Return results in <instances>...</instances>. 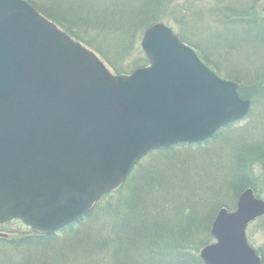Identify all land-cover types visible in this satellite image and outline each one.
Wrapping results in <instances>:
<instances>
[{"label":"water","instance_id":"95a60500","mask_svg":"<svg viewBox=\"0 0 264 264\" xmlns=\"http://www.w3.org/2000/svg\"><path fill=\"white\" fill-rule=\"evenodd\" d=\"M148 59L111 75L26 0H0V223L53 234L85 216L149 151L196 144L248 114L221 78L170 27L145 29ZM264 216L251 188L218 210L203 264H260L245 229Z\"/></svg>","mask_w":264,"mask_h":264},{"label":"trees","instance_id":"16d2710c","mask_svg":"<svg viewBox=\"0 0 264 264\" xmlns=\"http://www.w3.org/2000/svg\"><path fill=\"white\" fill-rule=\"evenodd\" d=\"M27 1H29V3H31L44 17L58 25L68 35L86 46H89V44L84 41L83 36H85V29L88 31L95 26V30H93L95 33L104 34L105 37L109 38L110 36H118L119 38L117 37V39L122 41V37L127 35L133 36L132 33L137 27V24H139V27L144 31L150 25L162 22L165 18L160 12V10L164 8V6L160 8L161 0H110L113 2L112 6H109L110 3L107 2L103 6L102 3V10L105 11H99L102 12V15L99 18L97 17L98 21L90 17L78 15H72L71 18H67L66 16L62 17L59 12L57 18L48 17L44 12L45 10L48 11V8L46 9V3H43V0H41L39 4L33 0ZM127 1L130 2L128 3ZM151 1L152 4L148 5ZM153 1H155V3H153ZM256 1L257 0H227L225 11L227 10L228 14L235 15L234 19L237 21H232V23L235 24L232 26H236L240 28V30L238 32L229 31L224 35L216 32L213 33V38H215L214 42H216V44L224 43L228 40L229 45H237L240 48H244V50L238 51L239 55H234L235 59H233V61L226 62L227 65L224 68V72L230 80L237 83V92L239 96L243 99H249L253 105L257 101L254 98H258L260 93L264 92V19L260 20L256 17V13L258 12V6H255ZM144 4L148 6L142 9L139 8L140 5ZM95 6L98 7L96 3ZM260 9L264 11V6L260 7ZM50 10L51 13L56 12L52 8H49V12ZM68 14L67 16H69ZM69 19L73 20H70V22ZM99 30H101V32ZM177 35L183 40L180 34ZM227 36L229 39H225ZM108 40L112 41L111 39ZM91 45L94 51L100 53L97 47H94L93 44ZM133 49L134 46L132 47V50ZM137 49L138 47H136V50ZM259 54L263 55V60L257 64L256 57ZM209 56H213L215 60H219L221 57L223 61H225L224 58H226L225 53L220 55V53L209 52ZM203 60L206 61L207 59L203 57ZM147 63L148 60L142 53L129 64L130 66L128 68L114 66L112 63L110 64L115 74H127L135 68L147 65ZM262 98H264V95H262ZM235 124L232 123L223 127L216 135L205 142L189 145L180 144L165 149H156L150 153L158 151L168 153L178 149L204 146L215 140L224 130L232 128ZM258 129L256 131L257 133L254 134L245 133L246 135L243 134L245 136L227 137L224 146L226 150L224 149L225 151H222V183L220 181L219 183L211 184L212 180L211 182L209 181L207 174H203L197 178V182H200L199 184H197V182L194 183L192 180L193 178L189 175V170H187L186 166H182L186 164L184 162H177L178 166H174L173 170L168 168V166L172 167L169 164L167 168L166 166L161 170L155 168L153 171L152 169L149 171L144 167L141 168V166H138L139 170L137 173L132 175L134 169L130 171L127 180L114 190H120L131 180L127 192L125 191L124 194L121 193L122 195H118L116 204H113L115 206L114 213L111 214L112 211L109 210L105 214V211H103L102 213L105 215L102 216L103 219L99 221V224L94 222L93 225H89L88 223L87 226H83L85 229L75 230L78 229L80 224L87 221L86 216L89 215L93 208L95 210L97 209L98 201L110 196L114 191L100 197L91 208V211L83 218L56 233L43 234L30 229L28 235L19 236L16 240L10 238L4 239V235L0 234V257H5V251H8L10 247L15 246L18 252L20 251V254L22 253L24 256L26 255V250L34 248L38 253L31 264H56L51 260V258L54 259L56 257L54 249L63 246L66 247L68 244L78 249L82 244L87 243L98 251L107 252L106 264H203L198 257L197 249L208 244V241L212 240L209 226L218 209L225 207L229 211L233 210L239 193L247 187H251L255 195L260 197L256 187L258 182H261L264 186V135L262 134L263 137H261V132H259ZM150 153L148 154L150 155ZM253 165H258L257 168L262 171L261 174L256 175L254 173ZM174 171H178L180 174L176 175L177 172ZM175 176L177 177L176 182L174 181L172 183L171 177ZM168 178H170V180ZM203 178H205V180ZM150 183L153 184L157 192L159 190L162 195H167L165 197H168V199L172 201L178 198L177 194H172L174 185H176L177 188H183L184 193L181 192L179 195L180 197H186V199L195 198L193 196L198 194L196 196H205L201 197L205 199V201H214L215 205H213L212 211L208 213L209 215H213L210 216L208 225H204L207 237L197 244L194 241L195 229L193 227L185 228L186 223L180 224L177 230L174 226H168L166 224L158 225L156 222H151V219L147 216L148 207H146L144 199V194L148 191L147 188ZM234 188H236V190H234L236 195L234 200L228 203H221L222 197L227 195V191ZM151 192L152 194L156 193V191ZM177 205L182 210L175 208ZM193 206L194 202L190 203L181 198L177 203H172L166 210L175 211L176 214L180 211L185 216L183 220L191 219L194 224L195 222L197 224V217L193 212L195 211ZM189 207L193 209L190 210ZM109 208H111V202ZM156 208L157 211H159L160 208L157 206ZM257 221L260 223V227L264 229V216L257 219ZM202 222L203 218L200 223ZM166 229L169 231H165ZM173 229L176 231H173ZM59 238L63 239L62 242H60L61 239ZM2 240H6V243L2 244L1 242H4ZM71 240L73 241L70 242ZM16 242L18 243L15 245L14 243ZM45 243H47V245H45L46 250L43 253L39 252V249H37L38 246ZM162 244L175 246L178 248V251H175L174 254L165 253L172 258L161 256L163 253L159 251V248L163 246ZM257 252L260 255V264H264V250L257 249ZM23 255L20 257V259L22 258V263L23 260H25ZM22 263L20 262V264Z\"/></svg>","mask_w":264,"mask_h":264},{"label":"rangeland","instance_id":"374dc122","mask_svg":"<svg viewBox=\"0 0 264 264\" xmlns=\"http://www.w3.org/2000/svg\"><path fill=\"white\" fill-rule=\"evenodd\" d=\"M33 1H36L38 4L41 3V0H33ZM237 1H241V0H237ZM106 2L110 3L109 6L113 5V2L110 0L107 1L106 0H43V3H46V9L48 8V11L44 9L45 10L44 12L48 17L57 18V15H59L60 13L62 17L66 16L67 18H71L72 15H78V16L90 17L92 19H95L96 21H98V18L101 17L102 12L99 11L102 10ZM127 2L129 3L130 1ZM95 3L98 5V7L95 6ZM153 3H155V1H153ZM151 4L152 1L148 3V5ZM160 4H161L160 8L164 6L163 10H160L162 15L165 17L162 23L170 27L174 31V33L180 34L183 38L182 41L188 44L190 47H192L195 50V52L200 56L202 61H204L203 57H205L207 60L204 62L213 71H215L217 75H219L221 78L230 80L229 77H227V75L224 72V68L227 65L226 62L233 61V59H235L234 55H239L238 51L244 50V48H240L237 45L236 46L229 45L228 40L224 43L216 44V42H214L215 38H213V33L215 32L224 35L229 31L238 32L240 30V28H237L236 26L235 27L232 26L235 25L234 23H232V21H237L236 19H234L235 15L228 14L227 13L228 11L227 10L225 11L227 0H161ZM148 5L146 4L140 5L139 8L142 9L143 7H146ZM256 5L259 7V8L257 7L258 12L256 13V17L262 20L264 19V11H262L260 7L264 6V0H257L255 6ZM49 8H52L56 12L51 13V10L49 12ZM67 14L69 16H67ZM44 18L47 19L46 17ZM70 20L73 19H69V21ZM56 26L58 29L63 31L68 37L75 40L73 37L68 35L63 29H61L58 25ZM94 27L90 28V30L88 31L84 28L85 29V36H83L84 41H86L89 44V46H86L81 42L80 44L83 47H85L87 50L95 53L97 58L102 62L104 68L107 71H109L111 74L114 75L115 73L112 70L110 63H112L114 66L116 65L119 67L122 66L124 68H128L130 66L129 64L132 63L133 60H135L143 53L140 47V41L145 30L143 31L141 27H139V24H137V27L133 31L132 33L133 36L127 35L125 37H122L123 39L122 41L117 39L118 36H110L109 38V37H105L104 34L98 32H96L97 33L96 34L95 31H93L95 30ZM99 31L101 32V30ZM108 39H111L112 41ZM225 39H229V37L227 36L225 37ZM118 41L121 43H119ZM91 44H93L94 47H97L100 53L94 51L93 50L94 48L92 47ZM133 46L134 49L132 50ZM136 47H138L137 50ZM209 52L211 53L214 52L218 54L220 53V55L222 53H225L226 55V58H224L225 61H223L221 57L219 60L217 59L215 60L213 56L212 57L209 56ZM262 56L263 55L259 54L256 57L257 64H259L263 60ZM262 95H264V92L260 93L259 96L260 98L259 97L254 98L257 101L254 105L251 104L250 110L246 115V117L236 122V124L234 123L235 125H233L232 128L224 130L215 140L201 147L178 149L168 153L160 152V151L154 153L149 152L150 155L146 154L139 161H137V163L132 167L131 171L134 169L132 171L134 172L132 175H135L137 173V171L139 170L138 166H141V168L144 167L149 171L152 169L153 171L155 168L160 170L165 166L167 168L169 164L172 167L168 166V168H170V170H173L174 166H178L177 162H184L186 164L182 166H186L187 170H189V175L190 177L193 178L192 180L194 181V183H196L198 181L197 178L202 176L203 174L208 175L209 181L211 182L212 180L211 184L219 183L222 180L221 177L223 174L222 151L224 149L226 150L224 146L227 137L229 138L230 136L233 137L245 136L246 135L245 133L254 134L257 133L256 131L258 128H259L258 131L261 132L260 136L263 137L262 134L264 135V98H262ZM253 167H254V173L256 175L261 174L262 171H260L257 168L258 165L256 166L253 165ZM174 172H177L176 175L180 174L178 171H174ZM168 179L170 180V178ZM176 179H177L176 176L171 177V182L172 183L174 181L176 182ZM203 179L205 180V178ZM130 181L127 182V184H125L123 188H121L120 190L112 192L110 196H107L106 198L100 199L98 201L97 209L95 210L93 208L92 211L90 210L91 212L89 211L90 212V213L88 212L89 215L86 216L87 221L83 224H80L78 226V229L75 230L85 229L84 227L85 225L87 226L88 223L89 225H93L94 222L99 224V221L103 219L102 216H104L106 212L109 210L112 211L111 214L114 213L115 206L113 204H116L118 195L124 194L125 191L127 192V188L129 187ZM199 183L200 182H197V184ZM174 187H176V185H174ZM174 187L172 188L173 191L172 194H177L178 198L172 201L171 199H168V197H165L167 195L165 196L162 195V193L159 192V190L157 192L153 184L150 183L149 187L147 188L148 191L145 192L144 194L146 207H148L147 216H149L151 222H156V224L158 225L166 224L168 226H174L175 229L177 228V230L179 229L180 224L186 223L185 228L193 227L195 229L194 231L196 233L194 236L195 237L194 241L198 244L199 241H202L204 238L207 237L206 236L207 233L205 232L206 228H204V225H208L210 216L213 215V214L209 215L208 213L212 211L211 209L213 208V205H215V202L211 200L205 201V199L201 198L205 196H196L198 194H195L193 196L195 198L186 199V197H180L179 195L181 194V192L184 193L183 188L182 187L174 188ZM256 189L257 192L260 194L261 199L264 200V186L261 182H258ZM234 190H236V188L228 190L227 195L222 197L221 203H228L233 201L234 198L236 197ZM151 191H156V193L152 194ZM181 198L182 200L189 201L190 203L194 202L193 207L195 208V211L193 212L197 217L196 218L197 224L196 222L194 224L193 220L191 219L183 220L185 216L180 211L178 214H176L175 211H171L169 209L166 210L167 207H169L172 203L174 204L177 203L179 200H181ZM110 202H111V208H109ZM166 203H171V204H166ZM156 206L160 208L159 211H157ZM175 208L182 210L178 207V205ZM103 211H105V214L102 213ZM202 218H203V222L200 223ZM153 228L157 229L156 227ZM175 229H173V231H176ZM165 231H169V230L166 229ZM29 233H30V229L18 220H11L0 225V234L4 235V239L10 238L16 240L19 236H25L28 235ZM246 237L249 244L254 249L264 250V229L260 227V223H258L257 220L248 224L246 228ZM62 240L63 239H61L60 242H62ZM73 240H71L70 242H72ZM2 241H4L1 242L2 244L6 243V240H2ZM208 242L209 243L213 242V239ZM17 243L18 242L14 244L16 245ZM45 245H47V243L38 246V248L37 247L35 248L39 249V252L43 253L46 250ZM204 246H201L197 249L198 250L197 254L199 253L200 249L203 248ZM32 249L26 250L27 252L26 255L24 256L22 253L20 254V251L18 252L15 246L10 247L8 251H5L6 256L0 257V264H17V263L20 264V262L22 263L21 261L22 258L20 259V257H22L21 255L25 257V260H23L22 264H31L32 261L36 258V255L38 253L37 250H35L34 248ZM54 250L56 257L54 259L51 258V260L54 261L56 264H106L105 261L108 256L106 251L105 252L98 251L87 243L82 244L81 247H79L78 249L77 247L73 248L68 244L66 245V247L63 246ZM159 251L163 253V255L161 256L172 258L170 255H166L165 253L174 254L175 251H178V248L175 246H168V244H164L162 247L159 248Z\"/></svg>","mask_w":264,"mask_h":264}]
</instances>
